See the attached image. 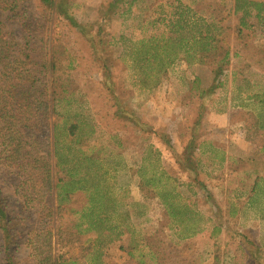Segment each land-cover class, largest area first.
I'll return each instance as SVG.
<instances>
[{"label": "rangeland", "instance_id": "1", "mask_svg": "<svg viewBox=\"0 0 264 264\" xmlns=\"http://www.w3.org/2000/svg\"><path fill=\"white\" fill-rule=\"evenodd\" d=\"M69 1L87 34L55 19L38 37L48 59L61 61L68 100L50 122L58 159L44 147L21 155L0 147L16 264L47 255L73 264H264V20L253 11L242 27L235 0H121L113 10L115 0ZM209 26L218 40L210 54ZM31 67L38 77L35 60ZM48 168L60 184L53 191ZM162 171L189 205L184 222L159 198ZM95 193L101 224L89 228L82 215ZM4 244L0 231V264Z\"/></svg>", "mask_w": 264, "mask_h": 264}, {"label": "trees", "instance_id": "2", "mask_svg": "<svg viewBox=\"0 0 264 264\" xmlns=\"http://www.w3.org/2000/svg\"><path fill=\"white\" fill-rule=\"evenodd\" d=\"M119 1L121 0H115L110 9H115ZM70 9L69 0H0V19H3L6 23L13 22L21 30V32H18V30L13 32L22 33L23 35V42L20 43L18 41L20 39H16V34L5 30V24L0 23V147L11 150L14 155H21L27 145L37 149L44 147L48 156L53 154L57 159L60 154L58 125H53L52 127L50 122L52 117L62 116L58 108H61L63 100H67L63 95L65 89L64 84L61 83V77H56L62 66L61 61L56 59L54 53H52L50 60L48 59L47 51H45L47 44L44 47L42 36L41 38L38 37L46 29L47 22L55 19L68 22L72 28L80 29L83 34H87L84 27L70 13ZM263 10L264 3L262 2L235 0V12H243V17L241 18L242 27H247L246 19L250 17L253 11H256L255 17L258 20H264ZM183 15V12L179 14L181 20H184L182 19L184 18ZM181 20L175 25L181 26ZM212 34L209 26V31L204 37L207 42L203 48L208 54L216 52V47L213 46V43L218 42ZM38 45L42 47L39 49V55H36L34 48ZM150 50H154V48H150ZM34 53L35 57L32 55ZM146 55H148V50L145 51ZM151 57L155 58V55L148 56L147 59H152ZM227 57L228 53L225 54L223 60ZM34 60L38 68V77H35L33 67H31ZM136 60L138 59L136 58ZM49 74L52 77L48 81ZM75 129V125H71L68 128L71 135H74ZM90 159L84 154L80 161L92 163ZM62 162L69 163L70 159L67 162ZM45 174L50 182V190L57 189L60 184L52 185V176L49 168ZM163 176L167 184L162 185L160 183L159 198L171 218L174 217L184 222L187 216L192 214L189 211V205L186 201L184 203L178 201L180 194L176 191L173 184L169 183L171 178L162 171ZM151 182L156 184L155 178H150L147 183L151 184ZM64 191L66 194L72 193L69 189H64ZM101 201L102 197L99 193L93 194L90 206L85 209L86 211L84 210L82 218L87 220L89 228L97 227L101 224V219L95 214V208L100 206ZM187 230L191 231L192 227H187ZM0 231L5 242L3 264H16L10 247V244H12L11 239H13L12 229L8 213L1 199ZM188 237L190 235L184 238ZM44 261L46 262L42 264H73L62 258L54 260L52 255L45 256Z\"/></svg>", "mask_w": 264, "mask_h": 264}]
</instances>
